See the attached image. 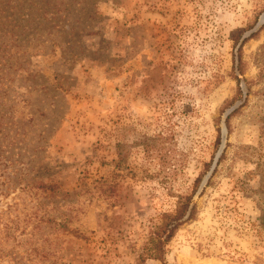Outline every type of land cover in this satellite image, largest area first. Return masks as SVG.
<instances>
[{"label":"rangeland","instance_id":"1","mask_svg":"<svg viewBox=\"0 0 264 264\" xmlns=\"http://www.w3.org/2000/svg\"><path fill=\"white\" fill-rule=\"evenodd\" d=\"M0 6L20 35L0 42L16 122L0 132V264H136L154 221L210 173L233 107L197 217L147 264H264V0Z\"/></svg>","mask_w":264,"mask_h":264},{"label":"trees","instance_id":"2","mask_svg":"<svg viewBox=\"0 0 264 264\" xmlns=\"http://www.w3.org/2000/svg\"><path fill=\"white\" fill-rule=\"evenodd\" d=\"M4 7L5 6H0V24H3L4 19L5 18L9 19V16L13 14L12 12H10V10H8L7 12L4 11ZM13 8L16 10L15 12L19 15L20 13L23 12V10L20 9V4H16ZM5 13H7V15H4ZM18 20L19 19H13V21L15 22H17ZM260 21H264V13L261 15ZM20 26H22V23L16 24L15 29H18ZM7 33H9L10 38H12L13 36H16L17 40L20 39V35L18 33H15V31L13 30L9 31V30H6L4 26L3 27L0 26V34H1L0 42L1 43L4 42V41H1L2 37H4ZM254 35L255 34L251 32L247 37L243 38L242 42L237 47V51L241 52L243 44L248 39H251L252 37H254ZM10 48L11 46L3 49V51H5V54H7V59L11 57V54L8 53L10 51ZM240 57H241V54H240ZM238 69L241 71V66ZM237 79L238 81L240 80L239 77H237ZM238 84H239L238 94L241 97V99L246 100L247 97L249 96L251 84H249L248 81L244 83H241L239 81ZM56 86L62 87V84L57 82ZM2 90L4 91V93L7 92V90L4 89L0 85V95H2ZM2 105H3V102L0 99V132H4V131L10 132L8 125L9 123H16L15 116H10L2 112ZM235 109L236 108L233 107L230 109L228 113H226V116H225L226 124L222 128L219 152H218V155L216 156V160L213 161L210 173L206 176L203 182L201 181L202 180L201 177H199L196 180V185L192 193L178 194L175 209L172 211H166V212L161 213L160 216L154 221V224L152 225L150 229L148 239L145 240L140 247V250H139V253L136 259V264H147L148 259H158V260L163 261L165 259L167 244L174 238L179 228L183 226L185 223L191 220H194L197 217L198 206L194 200L195 196L196 194L201 195L203 193L202 190L208 185L211 177L213 176V174L215 173L217 169L216 165L221 161L220 159L226 148V144H227L226 139L229 133L227 122L229 121V118L231 117V114L233 113ZM2 147H6V146H3L0 143V149ZM0 157L4 158V157H10V156H5L4 154H2V150H0ZM14 161L22 162V160H14ZM43 186L46 189L51 190L52 192L59 191L61 189L58 183H44ZM196 186H199V188H197Z\"/></svg>","mask_w":264,"mask_h":264}]
</instances>
